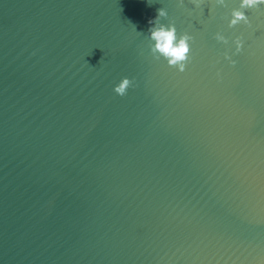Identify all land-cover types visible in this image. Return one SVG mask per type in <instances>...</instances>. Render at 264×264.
Masks as SVG:
<instances>
[{"label": "water", "instance_id": "water-1", "mask_svg": "<svg viewBox=\"0 0 264 264\" xmlns=\"http://www.w3.org/2000/svg\"><path fill=\"white\" fill-rule=\"evenodd\" d=\"M162 6L182 72L148 50ZM202 7L0 0V264H264V8Z\"/></svg>", "mask_w": 264, "mask_h": 264}, {"label": "clouds", "instance_id": "clouds-1", "mask_svg": "<svg viewBox=\"0 0 264 264\" xmlns=\"http://www.w3.org/2000/svg\"><path fill=\"white\" fill-rule=\"evenodd\" d=\"M185 0H180L183 5ZM192 8L189 10V15L203 13L204 0H189ZM224 9L220 13L222 20L226 23L228 29H232L237 25L252 26V18L247 14L246 10H257L264 8V0H214V7ZM199 10V12H197ZM212 11V9H209ZM168 9L164 6L157 9V14L148 19L147 35L149 39L148 50L156 60L163 59L170 66H174L179 71H184L186 62L189 60L191 44L194 40V35L189 30L180 31L177 28L175 20H170L168 23L161 22V17H168ZM133 29L136 31L135 25ZM137 33H140L136 31ZM213 37L217 42L222 43L226 47L223 50L222 57L229 64L237 63L234 59L235 54L241 52L244 48L245 39L244 33L227 34V30L219 28L213 33ZM219 74V70H217ZM132 78L125 75L119 82L113 85V90L119 94H126Z\"/></svg>", "mask_w": 264, "mask_h": 264}]
</instances>
